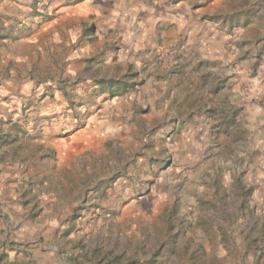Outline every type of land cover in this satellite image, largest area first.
I'll list each match as a JSON object with an SVG mask.
<instances>
[{"label":"rangeland","instance_id":"374dc122","mask_svg":"<svg viewBox=\"0 0 264 264\" xmlns=\"http://www.w3.org/2000/svg\"><path fill=\"white\" fill-rule=\"evenodd\" d=\"M119 260L264 264V0H0V264Z\"/></svg>","mask_w":264,"mask_h":264},{"label":"trees","instance_id":"16d2710c","mask_svg":"<svg viewBox=\"0 0 264 264\" xmlns=\"http://www.w3.org/2000/svg\"><path fill=\"white\" fill-rule=\"evenodd\" d=\"M108 262H110V261H108ZM119 264H126V262H121L120 260H119V262H118Z\"/></svg>","mask_w":264,"mask_h":264}]
</instances>
